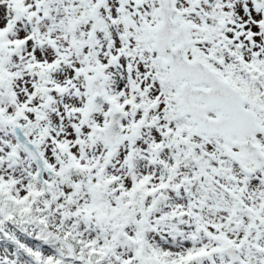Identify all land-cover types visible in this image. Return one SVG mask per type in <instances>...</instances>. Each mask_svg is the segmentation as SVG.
Masks as SVG:
<instances>
[{
  "label": "snow or ice",
  "instance_id": "snow-or-ice-1",
  "mask_svg": "<svg viewBox=\"0 0 264 264\" xmlns=\"http://www.w3.org/2000/svg\"><path fill=\"white\" fill-rule=\"evenodd\" d=\"M0 264H264V0H0Z\"/></svg>",
  "mask_w": 264,
  "mask_h": 264
}]
</instances>
